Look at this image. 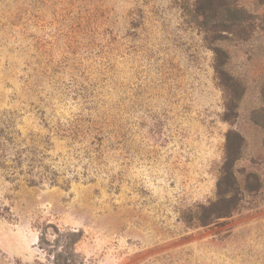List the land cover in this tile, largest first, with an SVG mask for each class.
<instances>
[{
  "label": "rangeland",
  "instance_id": "rangeland-1",
  "mask_svg": "<svg viewBox=\"0 0 264 264\" xmlns=\"http://www.w3.org/2000/svg\"><path fill=\"white\" fill-rule=\"evenodd\" d=\"M263 179L264 0H0V264H264Z\"/></svg>",
  "mask_w": 264,
  "mask_h": 264
},
{
  "label": "trees",
  "instance_id": "trees-1",
  "mask_svg": "<svg viewBox=\"0 0 264 264\" xmlns=\"http://www.w3.org/2000/svg\"><path fill=\"white\" fill-rule=\"evenodd\" d=\"M233 134H237V137L239 138V141L235 146H232L230 143L231 135ZM227 140L224 171L217 183V199L212 202L213 214L215 217L229 216L231 214L234 210L232 205L234 206L237 204L239 200L238 191L241 189L240 181L236 175L235 162L240 156L244 137L240 133L230 130L227 134ZM69 234L71 235V241L69 244H74L78 239V234L75 232H69Z\"/></svg>",
  "mask_w": 264,
  "mask_h": 264
}]
</instances>
